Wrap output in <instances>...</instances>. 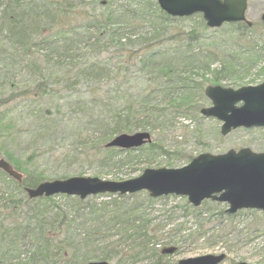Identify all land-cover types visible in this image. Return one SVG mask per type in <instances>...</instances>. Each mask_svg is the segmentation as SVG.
Returning a JSON list of instances; mask_svg holds the SVG:
<instances>
[{
  "label": "trees",
  "instance_id": "obj_1",
  "mask_svg": "<svg viewBox=\"0 0 264 264\" xmlns=\"http://www.w3.org/2000/svg\"><path fill=\"white\" fill-rule=\"evenodd\" d=\"M41 1V5H34L27 0H0V63L9 62L14 65L16 54L19 55L20 52L33 54L36 47L37 49L45 47L50 50V54L46 55L44 60L48 61L47 58L57 57V65L61 64L65 67L61 74L69 85L88 80H93L97 84L112 82L115 80L114 75L118 72L115 73V69L128 71L134 59L135 64L140 66L138 72L154 75L145 90L123 101L113 100L121 96L119 95L120 86L115 89L114 94L106 93L101 97L100 94L95 95L92 100L104 103L106 110L96 120L94 129L86 130V137H83L79 145L76 144L77 148L82 146V149L76 150L77 155L88 153L86 152L88 147L89 150L95 147L99 151L103 148L102 145L121 133H134L138 129L151 133H165L175 128L184 129L185 126H177V118H189L192 113L199 116L202 107L194 103L192 99L196 91L201 93L205 90L204 83L192 81L190 72L199 67L210 71L213 77L208 82L212 85H221V82L233 76L238 68L247 67L249 64L253 66L264 60V46L255 44L247 37L250 27L245 23L225 26L232 29L234 49L224 52L225 54L215 50L210 51L207 53L208 57L204 58L196 53L191 45L201 40L198 27L193 26L186 31H182L177 26L174 27V22L189 18L171 17L162 11L156 0H96L101 8H104L102 13H86L85 15L65 13L75 7L73 2L77 0ZM78 2L80 5L83 0ZM196 16L200 18L197 26L200 25L202 29L207 30L202 15L196 14ZM53 25H59L61 29L50 37L43 31ZM143 29H149L150 35L139 36L138 39L128 37L137 35V32ZM122 39H126V42H122ZM168 39L172 40V43L166 47ZM83 43L86 45L85 50H79ZM136 44L141 49L131 51ZM112 46H115L113 52ZM128 47H131V50L128 51ZM138 57H140L139 60ZM220 57L223 63L211 69L214 60ZM114 58L118 59V67L113 65ZM66 59L70 61L66 62ZM47 74L46 79L32 90L28 89L19 93L12 91L8 96L0 97V130L3 127L6 130V127L11 126H6L11 123L13 114L9 104L17 98V94L34 99L37 96L39 100H42L46 96H52V92L55 93L54 86L58 84L57 76L51 70ZM93 130L95 136L93 135L94 139H91ZM164 147V141L157 140L148 147H142L141 150H145L146 155L155 156ZM105 151L98 160L99 166L112 170L120 169L128 164L133 155V151H128L126 159L121 157L119 159L116 151L122 150L107 148ZM1 153L15 170L26 173L22 163L12 151L6 149ZM7 178L13 180L9 176ZM66 178L69 177L66 176ZM43 180L44 178L40 175L30 172L28 177L23 174L22 184L13 181L20 193L28 194L27 189L35 188ZM18 196L15 192L8 198L0 197V204L4 201L3 206L6 209H13L9 225L3 224L0 218V242H2L0 264H10V261L7 263L6 259L13 256L12 252H18L23 247L28 248L29 255L26 254L22 258L23 253L20 252L11 260L15 259L19 264H63L60 263L61 259L59 262L56 259L67 254L70 256L72 252L73 259L70 258L72 259L69 261L70 264L92 260L109 262L113 255L105 251L99 252V249L103 247H99L98 244L115 235H118V244L129 240L133 244L129 255L119 259V264L129 260L143 261L153 258L160 260L154 264H163L164 250L159 251L154 247L157 239H160L156 230L159 228H152L155 230L151 231L148 224H140L141 218L147 213L138 199L130 200L134 195H115L117 198H126V200L119 201L114 197L111 201L100 203L95 200L97 196L81 200L78 197L58 195L68 198L74 204L67 205L66 208L51 204L54 211L47 209V202H53L54 197L30 198L27 196L24 198L22 196L20 198ZM23 198L35 203V206H31L28 217L20 216L18 213V209L23 204ZM148 200L155 201L151 197H148ZM0 215H2L1 212ZM196 218V223L201 229L206 219L202 221L198 214ZM114 229L117 230L114 231ZM81 230H84L83 235L79 234ZM151 244L153 246L150 248ZM30 247L32 248L29 249ZM90 251L94 255L90 254ZM79 252L83 253L80 254L81 257L78 255Z\"/></svg>",
  "mask_w": 264,
  "mask_h": 264
},
{
  "label": "rangeland",
  "instance_id": "obj_2",
  "mask_svg": "<svg viewBox=\"0 0 264 264\" xmlns=\"http://www.w3.org/2000/svg\"><path fill=\"white\" fill-rule=\"evenodd\" d=\"M50 1L53 2V0ZM27 2H32L34 5L42 4L41 0H27ZM73 3H75V7L65 13H81L85 15L86 13H102L104 9L101 8L100 3L96 2V0H83L80 5L78 0ZM263 14L264 0H248L247 18L253 23L252 27L254 29L250 27V30L247 31V37L259 46H264V24L261 19ZM191 17L174 22V27L177 26L182 31L189 30L193 26L198 27L201 40L191 44L196 53L201 57L207 58V53H210V51L215 50L218 53H224L232 50L234 47L232 40L234 36L231 34L232 29L225 27L227 24L217 29L207 27L208 29L205 30L200 25L197 26L200 23L199 17L196 15ZM60 29L61 26L53 25L43 32L51 37V35L59 32ZM148 31L149 29H143L137 32V35L128 37L138 39L139 36H148L150 35ZM122 42H126V39H122ZM171 43L172 40L168 39L165 44L166 47L170 46ZM85 47L86 45L83 43L79 50H85ZM37 48L34 49L33 54L24 52H20L19 55L16 54V64L14 65L9 62L0 63V97L8 96L12 91L19 93L28 89L32 90L46 79L49 70L54 71L57 76L58 84L54 86L56 91L55 93L52 92L50 97L46 96L44 99L39 100L37 96L34 99L17 94V98L9 104L13 114L10 120L11 123L6 126H11L6 127V130L1 127L2 130H0V158L4 157L1 151L6 149L10 152L12 151L26 170V173L23 171L24 173L22 174L27 177L31 172L43 177V181L66 179V176H91L120 181L135 178L147 168L183 167L190 163V157L194 158L202 153L219 155L231 149L238 151L241 148H249L256 153L264 152L263 128H239L228 135H222L221 121L215 118H207L201 113H199V116L192 113L193 117L177 118V126H185L184 129L175 128L165 133H152V143L157 140H163L165 144L161 152H157L158 155H146V151L141 150V148L131 150L114 148L122 150L116 151L119 159H126L128 151H133V155L129 159L128 164L120 169L102 168L99 166L98 160L106 152L105 149L108 148L106 144L102 145L104 149L99 147V151L95 147L91 150H89V147L85 148L86 152H88L86 154L77 155L78 151H76L77 149H82V146L77 148L76 144L79 145L83 137H86V130L94 129L96 120L106 110V106H103L104 103L95 102L92 99L95 98L96 94H100V97L105 96L106 93L114 94L115 89L120 86L119 95L121 96L113 98V100L123 101V99L129 98L131 95L139 94L145 90L154 75L138 72L140 66L135 64L134 59L128 71L115 69V73L116 71L118 72L114 75L115 80L112 82L106 81L97 84L93 80H88L69 85L61 74L64 66L60 63V66L57 65V57L47 58L48 62L44 59L47 57L46 55L50 54V50L45 49V47ZM114 48L115 46H112L111 51ZM132 49L131 47L127 48L128 51H139L141 48L136 44ZM221 59L222 57L216 58L211 69H215L222 64ZM69 61L70 59H66V62ZM113 65L118 67L117 58L113 59ZM251 66L252 64H249L247 67L238 68L233 76L221 82V86L238 89L242 86L258 85L264 82V60L256 63L252 68ZM199 68L190 72L189 76L194 83H204L203 87L206 88L211 85L208 81L213 76L210 71ZM192 101L200 107L212 105L211 100L205 95V90L204 92L201 91V93L196 91ZM137 131L143 130L138 129ZM91 135L92 139L93 135L95 136L94 130ZM148 145L145 146L148 147ZM87 155H89V158H87ZM5 175L0 169V197L8 198L10 194L15 192L20 198L29 196L26 193H20L15 187L14 179L9 180L7 178L8 175ZM58 195L52 196L54 197L53 202H47L48 211H54L51 204L61 205L63 208L74 204L68 198H62ZM114 197L115 199L117 198L115 195L112 197L98 195L95 200L100 203L111 201ZM148 197H150L149 193L142 191L135 193L130 200L138 199L144 205L143 207L147 214L141 218L140 224H148L151 231L155 230L152 228H159L156 230L160 239H157L154 247L159 249V251L173 248L172 252L164 254L163 264H176L182 259L207 254H225L226 258L220 264H240L241 262L264 264V212L244 209L231 215L227 213L228 204L218 201L206 200L201 206L195 207L188 202L186 196L168 195L154 198L155 201L153 202H150ZM24 198V207L22 204L21 208L18 209V213H20V216L28 217L29 210L31 206H35V203L24 200ZM117 200H126V198H117ZM205 202L206 204H204ZM3 205L4 201L0 204V212L2 213L0 218L3 220L1 222L9 225L12 220L13 209H6ZM197 214L202 221L206 219L201 229L196 223ZM180 228L182 229L179 230ZM116 230L114 229V231ZM79 234L83 235L84 230H81ZM118 239V235L110 236L108 240L98 244L99 247H103L99 249V252L105 251L113 255L109 264H119V259L129 255L131 248H133L130 240L118 244ZM177 242L178 244H176ZM1 244L2 242H0V247ZM78 246L81 245L78 244ZM152 246L151 244L149 247L151 248ZM20 252L23 253V258L27 252L29 253V250L23 247L18 252H12V255L16 256ZM81 252L78 253L79 257L83 254ZM1 253L0 251V257ZM92 253L90 251V254ZM13 256L6 259V262L10 261V264H19L15 259L11 260ZM70 258L73 259L72 252H70V256L67 254L56 260L59 262L61 259L62 262L60 263L70 264L69 261H72ZM156 261L160 260L157 258L143 261L129 260L120 264H154Z\"/></svg>",
  "mask_w": 264,
  "mask_h": 264
},
{
  "label": "water",
  "instance_id": "obj_3",
  "mask_svg": "<svg viewBox=\"0 0 264 264\" xmlns=\"http://www.w3.org/2000/svg\"><path fill=\"white\" fill-rule=\"evenodd\" d=\"M163 11L172 17H188L202 13L211 28L224 23L246 22L247 0H156ZM264 22V14L262 15ZM206 95L212 106L203 108L205 117H214L223 122L221 132L245 127L264 128V82L257 86L239 89L208 86ZM151 134L139 131L115 136L107 147L121 149L138 148L151 143ZM0 169L22 182V174L4 158H0ZM31 198L65 194L82 200L98 194H135L147 191L153 198L167 195L187 196L189 202L198 207L211 199L227 203V212L235 214L242 209L264 211V153L249 148L233 149L224 154L203 153L181 168H147L132 179L123 181L105 180L91 176H73L41 182L29 189ZM168 249L167 252H172ZM225 254H207L179 260L177 264H220ZM82 264H109L107 261H90ZM240 264H249L242 262Z\"/></svg>",
  "mask_w": 264,
  "mask_h": 264
}]
</instances>
